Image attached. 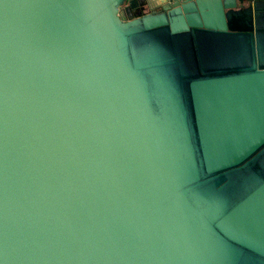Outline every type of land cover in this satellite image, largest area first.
<instances>
[{
    "label": "water",
    "instance_id": "1",
    "mask_svg": "<svg viewBox=\"0 0 264 264\" xmlns=\"http://www.w3.org/2000/svg\"><path fill=\"white\" fill-rule=\"evenodd\" d=\"M245 1L0 0V264H264Z\"/></svg>",
    "mask_w": 264,
    "mask_h": 264
},
{
    "label": "crops",
    "instance_id": "2",
    "mask_svg": "<svg viewBox=\"0 0 264 264\" xmlns=\"http://www.w3.org/2000/svg\"><path fill=\"white\" fill-rule=\"evenodd\" d=\"M237 8L243 11L240 22L254 26L259 51L264 58V0H253V2L246 0L243 3H239Z\"/></svg>",
    "mask_w": 264,
    "mask_h": 264
}]
</instances>
